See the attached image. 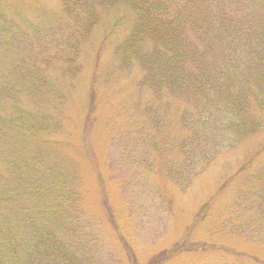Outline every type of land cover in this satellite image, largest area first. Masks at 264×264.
<instances>
[{
    "label": "trees",
    "instance_id": "1",
    "mask_svg": "<svg viewBox=\"0 0 264 264\" xmlns=\"http://www.w3.org/2000/svg\"><path fill=\"white\" fill-rule=\"evenodd\" d=\"M62 2L83 39L99 25L101 10L121 6L130 15L111 28L125 26L121 38L110 39L113 53L122 71L138 77L145 98L137 107L153 120L140 136L153 153L143 156L168 159L170 179L190 186L220 155L264 130V0ZM20 20L0 10V45L11 47L27 28H39L30 18ZM59 48L74 60L81 45L67 40ZM13 67L16 79H0V264H102L84 224L74 225L81 210L75 185L73 196L64 179L68 173L56 163L42 167L50 113L42 117L23 101L28 95L55 109L47 97L52 81L40 66L31 68L32 76L24 64ZM238 173L236 182L246 185L247 172ZM242 186L239 210L255 205L250 198L259 193ZM170 259L163 252L149 264Z\"/></svg>",
    "mask_w": 264,
    "mask_h": 264
},
{
    "label": "rangeland",
    "instance_id": "2",
    "mask_svg": "<svg viewBox=\"0 0 264 264\" xmlns=\"http://www.w3.org/2000/svg\"><path fill=\"white\" fill-rule=\"evenodd\" d=\"M0 10L39 25L17 44L0 45V79H16L13 66L20 63L31 76L34 65L42 67L52 81L46 94L55 109L28 95L23 101L40 115L50 113L42 167L56 163L68 173L64 179L73 196L75 185L81 210L74 225L84 224L102 264H149L163 252L171 258L163 264H264V243L252 240L264 239L258 212L264 209V130L220 155L190 186L178 183L166 176L168 159L143 156L153 153L140 137L153 120L137 107L144 91L135 74L121 70L111 41L124 33L120 24L111 29L128 14L123 7L101 10L85 39L64 15L62 0H0ZM67 40L81 45L74 60L59 48ZM239 171L247 172L246 185L236 182ZM241 184L259 192L245 210L235 203Z\"/></svg>",
    "mask_w": 264,
    "mask_h": 264
}]
</instances>
